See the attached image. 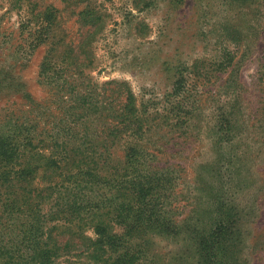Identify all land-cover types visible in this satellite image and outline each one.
I'll list each match as a JSON object with an SVG mask.
<instances>
[{"label":"trees","instance_id":"trees-1","mask_svg":"<svg viewBox=\"0 0 264 264\" xmlns=\"http://www.w3.org/2000/svg\"><path fill=\"white\" fill-rule=\"evenodd\" d=\"M222 1L227 15L215 24L221 29L219 48L212 59L180 68L158 102H139L125 81L91 83L82 70L89 57L82 51L84 39L66 43L58 11L32 5L40 24L34 47L48 48L38 80L64 91L58 98L63 113L52 131L39 127L48 113L41 104L5 118L10 125L0 133V264L243 263L240 228L248 210L237 194L248 187L249 171L240 166V140L252 130L255 143L264 147V102L253 124L238 116V71L252 22L243 13L253 10L259 36L264 0ZM89 12H80L84 26L91 22ZM63 60L69 69L55 66ZM220 75L226 77L217 85V99L211 96L214 158L194 170L186 197L184 169L164 157L188 143L203 90ZM258 75L264 101V48ZM156 238L184 243L182 251L165 259Z\"/></svg>","mask_w":264,"mask_h":264},{"label":"rangeland","instance_id":"rangeland-1","mask_svg":"<svg viewBox=\"0 0 264 264\" xmlns=\"http://www.w3.org/2000/svg\"><path fill=\"white\" fill-rule=\"evenodd\" d=\"M77 1L0 0V133L10 125L5 122L6 117L22 116L20 110L28 111L32 104H41L48 110L45 123L39 127L49 131L58 126L63 113L58 108V98L64 91L54 85L44 87L38 80L39 64L48 48L34 47L40 24L33 18L32 5L38 7L37 11L48 5L58 11L61 28L67 36L66 43L70 40L74 45L84 39L82 51L89 57L82 70L91 83L125 81L139 102L160 101L171 91L180 68L189 67L198 59H212L219 48L221 35L220 27L215 24L223 23L227 15L222 0H181L178 5L169 0H151L148 6L142 5V0L135 5L133 0ZM82 9L93 12H89L92 19L86 26L82 23ZM243 16L252 22L247 30L248 47L241 50L242 57L239 55L242 101L238 116L245 120L250 118L247 124L251 125L259 119L258 116L254 119L255 111L262 108L264 102L258 80L264 31L256 36L259 23L252 9L245 11ZM63 62L55 61L54 64L69 69L68 62ZM225 77L220 75L219 80L203 90L200 115L187 130L191 134L186 139L188 143L182 149H173L178 151L177 154L169 153L164 157L184 169V186H189L184 189L186 197L192 188L194 170L199 165H208L214 158L209 134L214 114L211 96L217 95V85L222 84ZM188 79L190 85L192 79ZM3 125H6L5 129ZM250 132L248 137L240 140L241 151L245 154L240 166L242 171H249L245 184L248 187L237 194L241 207L248 210L240 228L244 243L242 264H264V147L255 143L256 134ZM182 141L180 138L179 142ZM183 218L184 215L177 219ZM87 234L91 236L92 232ZM154 243L165 259H169L170 253L181 252L184 245L168 238H156Z\"/></svg>","mask_w":264,"mask_h":264}]
</instances>
